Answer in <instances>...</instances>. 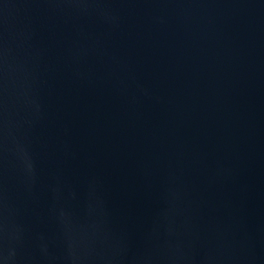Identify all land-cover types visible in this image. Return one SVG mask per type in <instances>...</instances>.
<instances>
[{"label":"water","instance_id":"obj_1","mask_svg":"<svg viewBox=\"0 0 264 264\" xmlns=\"http://www.w3.org/2000/svg\"><path fill=\"white\" fill-rule=\"evenodd\" d=\"M0 264H264V0H0Z\"/></svg>","mask_w":264,"mask_h":264}]
</instances>
